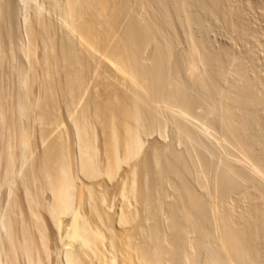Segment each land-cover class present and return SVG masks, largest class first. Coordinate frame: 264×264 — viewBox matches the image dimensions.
<instances>
[{
	"label": "bare ground",
	"instance_id": "6f19581e",
	"mask_svg": "<svg viewBox=\"0 0 264 264\" xmlns=\"http://www.w3.org/2000/svg\"><path fill=\"white\" fill-rule=\"evenodd\" d=\"M51 2L63 28L62 38L54 41L49 32L55 23L51 26L50 20L35 17L36 28L27 24L28 41L18 46L28 68L20 63L14 66L20 76L15 94L0 85V163L5 160L0 185H8L7 207L0 213V264H49L51 235L59 264H193L192 248L206 250L213 260L209 264H218L217 259L220 264H264V182L251 176L257 170L264 179V151L253 148L255 135L253 143L241 137L252 126L251 116L258 114L251 108L260 104L264 109V89L259 93L231 54L208 50V38L201 33L207 31L203 13L217 12L233 31L244 34L247 28L234 22L240 11H231L225 0ZM174 23L186 27H181L189 42L187 49L183 47L186 52L175 51ZM36 42L43 47L34 63ZM228 68L246 79L235 94L220 83ZM33 85L37 91L29 98ZM60 106L65 130L51 135L49 129L41 128L42 146L34 152L33 137L21 120L38 121L45 127L61 125ZM202 115L205 130L220 128L224 135L214 133L226 144L222 146L235 155L245 152V161L250 159L255 171L251 165L252 172L244 167L249 175L243 167L237 170L240 156L230 151L234 165L230 158L223 161L224 157L216 158L215 164L210 155L216 156L215 152L210 153L207 141L194 154L198 165L192 164L198 135L191 119ZM164 131L188 141L192 150L184 147L183 154L158 144L151 146L149 156L143 148L145 138L154 132L164 138ZM259 135L255 142L264 150V133ZM231 140L233 145H227ZM243 152L240 155L245 156ZM241 160V166L246 164ZM16 162L19 168L12 170ZM120 168L116 186L121 205L114 228L103 204L108 181ZM14 183L22 189L23 205L11 189ZM166 183L172 194L166 191ZM193 184L207 191V197L195 192ZM246 184L249 194L257 193L259 199L255 197L256 204L246 207V214H239L237 220L225 203L232 194L246 191ZM248 189L243 190L245 198L250 196ZM130 202L135 206L129 207Z\"/></svg>",
	"mask_w": 264,
	"mask_h": 264
},
{
	"label": "rangeland",
	"instance_id": "374dc122",
	"mask_svg": "<svg viewBox=\"0 0 264 264\" xmlns=\"http://www.w3.org/2000/svg\"><path fill=\"white\" fill-rule=\"evenodd\" d=\"M53 1V0H52ZM61 1V0H60ZM227 1H229L230 3H227L226 2V0H225V4L227 5H229L230 4V6H232L233 8L231 9V11H234V9H236L237 11H240V12H238L239 14H241V15H238L237 17H235L234 18V22H235V24L237 23V25L238 26H240V23L242 24V26L243 27H245V28H247L246 29V31L244 32V34L242 33L241 35L239 34V32H237V31H233L229 26H228V24L224 21V19H222V18H220L219 16H218V14H217V12L216 13H210L209 14V12L207 13L206 12V14H204L203 13V16H204V18L203 19H206V21H204L205 23V25H204V27H206V29H207V31L205 30V29H203V30H205L206 32H201L202 34V38H204V37H206V38H208V39H206V41H207V46H208V48H207V46L205 47V48H207L208 50H210V51H220V50H222L223 52H225L224 54L226 55V56H228V55H230L237 63H240V65L241 66H243V68H244V71H245V78H246V76H247V79H248V81H252L251 83L252 84H257V86L259 87V88H257V90L259 91V90H261V91H259V93H262L264 90V0H227ZM13 2V3H12ZM51 0H31V1H29V0H27V1H21V0H0V46H1V48H2V52H3V57L1 58L2 60H0V80H2V81H0V85H2V87H6L5 89L6 90H8L9 89V92L10 93H14V90L16 89L17 90V87H18V85L17 84H19V81H20V79H18V78H20V76H18V75H16L17 74V70L15 71V65H17V64H22V67L23 66H25L26 67V65L28 64V60H26L24 57H23V55H20L21 53H20V51L18 52V46L20 47V45H22L24 42V45L26 44V41H28L27 40V35L26 36H24L26 33V31H25V29L27 30V28H29V26H27L26 27V25L27 24H29V25H36L37 26V24H36V22L34 21L35 20V17L36 18H38V16H39V18H42V19H46V20H50L51 21V26H52V24H54V27H52V28H49V32H51L52 33V37L53 36H55L56 37V39H54V41H56L57 39L59 40V38H62L61 37V35H62V33H63V31H61V29H63V28H59V27H61L62 25L61 24H59L58 22H60V21H58V19L56 18V16L57 15H55L56 14V12H55V14H54V12H53V10L51 9L53 6H51L50 7V5H51ZM235 3V4H234ZM259 3H260V5L263 3V7L262 6H259ZM33 4V5H32ZM50 4V5H49ZM6 5V6H5ZM1 6H2V8H1ZM237 6V7H236ZM246 6V7H245ZM47 7V8H46ZM229 7V6H228ZM236 7V8H235ZM263 9H262V8ZM231 8V7H230ZM259 9V10H258ZM261 9V10H260ZM52 10V11H51ZM235 10V11H236ZM202 11H205V10H202ZM201 11V12H202ZM234 11V12H235ZM257 11V12H256ZM263 11V12H262ZM50 12V13H49ZM31 13V14H30ZM24 14V15H23ZM220 14V13H219ZM171 15H173V14H171ZM41 16V17H40ZM205 16H206V18H205ZM221 16V15H220ZM241 16V17H240ZM52 17V18H51ZM24 19V20H23ZM172 19H174V22H176L175 21V17L173 18L172 17ZM263 19V20H262ZM238 20V21H237ZM26 21V22H25ZM53 22V23H52ZM34 23V24H33ZM58 24L60 25V26H58ZM175 24V28L176 29H179V28H183L184 26L183 25H180V24H177V23H174ZM245 24V25H244ZM31 25V26H32ZM177 25H180V26H178V27H176ZM30 26V27H31ZM32 26V27H33ZM36 26H34L35 28H36ZM50 26V27H51ZM203 27V28H204ZM182 28L180 29V30H177L176 31V29H175V38H176V36H177V40H178V43H177V41H176V39H175V43H177V44H175L174 43V45H175V51H179V49H183V47L185 46V48L187 49V47H188V39H186L185 38V36L183 35L184 33V29L186 28V27H184L183 28V30H182ZM50 29H54L53 31H54V33H53V31L52 30H50ZM55 30H58V31H56L55 32ZM186 30V29H185ZM209 30V31H208ZM59 31H61V33L59 32ZM249 31V32H248ZM195 32H197V31H195ZM250 34H248V33ZM56 33V34H55ZM60 33V34H59ZM178 33V34H177ZM199 33V32H198ZM256 33V34H255ZM54 34V35H53ZM204 34H205V36H204ZM240 36H239V35ZM56 35H58V37L56 36ZM198 35V34H197ZM201 35L199 34V36L201 37ZM243 35V36H242ZM60 36V37H59ZM204 36V37H203ZM184 37V38H183ZM187 40V41H186ZM37 42H39V40L37 41ZM35 43V48H36V50H35V52H36V55H34V59H33V62L35 61V59L37 58V56H39V57H41V51H42V47L43 46H38L37 44H39V43ZM186 42H187V44H186ZM181 44V45H180ZM257 44V45H256ZM36 45H37V47H36ZM39 45H41V43L39 44ZM177 45V46H176ZM39 48V49H38ZM184 48V49H185ZM38 49V50H37ZM173 49H174V46H173ZM183 49V51H185ZM212 49V50H211ZM182 51V50H181ZM180 51V52H181ZM186 52V51H185ZM221 52V51H220ZM233 54V55H232ZM187 55V54H186ZM12 56H13V58H12ZM21 56L23 57V58H21ZM35 56H36V58H35ZM234 56V57H233ZM4 58V59H3ZM237 58V59H236ZM7 59V60H6ZM24 59V60H23ZM38 59V58H37ZM37 59H36V61H37ZM226 59V58H225ZM22 61V62H21ZM26 63H24V62ZM7 62V63H6ZM35 63V62H34ZM20 64H19V66H20ZM199 65V64H198ZM199 66H201V65H199ZM24 67V68H25ZM202 67V66H201ZM14 68V69H13ZM27 68H28V65H27ZM246 68V69H245ZM2 69V70H1ZM37 69V70H36ZM35 70H36V72L38 71V68H36ZM229 69V71L224 75L225 77L224 78H222L221 79V82L220 83H222L221 84V86H222V89L224 88L226 91L228 90H232V91H230V94H231V92H237V91H240V88H242L243 86H244V82H246L245 80H243V79H241V77L239 78L238 77V75L237 74H235L234 75V73L235 72H233L232 70H231V68H228ZM199 70H200V67H199ZM199 70L197 69L196 70V73L197 72H199ZM31 71H33L32 69L30 70V73H31ZM27 72H29V71H27ZM39 72V71H38ZM37 72V73H38ZM14 73V74H13ZM16 73V74H15ZM30 75V74H29ZM238 78H237V77ZM253 76V77H252ZM254 78H255V80H254ZM11 79V80H10ZM29 79V78H28ZM239 81H238V80ZM241 79V80H240ZM250 79V80H249ZM16 80V81H15ZM29 81V80H28ZM256 81V82H255ZM38 82V81H37ZM6 83H7V85H6ZM36 83V82H35ZM231 83V84H230ZM241 84H243V85H241ZM259 84V85H258ZM229 85V86H228ZM233 85V86H232ZM261 85V86H260ZM36 86V85H35ZM241 86V87H240ZM232 87L234 88V89H232ZM15 88V89H14ZM37 86L35 87V89H34V85H33V91L32 92H30V94H31V96L29 97V98H32V97H34V95H32V94H34V90H35V93H36V91H37ZM236 88H237V90H236ZM10 89H11V91H10ZM263 90V91H262ZM196 91V90H195ZM227 91V92H228ZM193 92H194V90H193ZM10 93H9V99L10 100H12V94H11V98H10ZM195 93V92H194ZM234 93V94H235ZM15 94V93H14ZM196 95L198 94L197 92L195 93ZM28 98V99H29ZM258 105H260V104H257V106ZM253 106H255V104L253 105ZM256 106V108H251L252 110H254V113H258L259 114V116H257L258 114H255V115H252L251 117H252V119L250 120V121H252V122H250V124H252V126L250 127V125L248 126V129H247V131H248V133L247 132H245V133H247V136L245 135V133L244 134H242L241 135V137H242V139H243V141L245 140H247L248 142H252V139L254 140L253 142L255 143L254 144V146H253V144H252V146H253V148L255 147V151L256 152H258V153H260L261 151H264L263 149H261L262 147L261 146H259L258 145V143L257 142H255V140L257 141L258 139H257V135H258V138H259V134H262V133H264V109H261L260 107H262L261 105H260V107L258 106L257 107ZM263 108V107H262ZM250 109V108H249ZM58 110H59V112H58ZM57 110V112H58V114L61 116V120H62V122L60 123L61 125H58V124H54V126H53V124H51V125H47L46 127H45V125H43V123H39L38 121L36 122H30V119H28V120H26V119H23V120H21L22 122V124L24 125L25 124V126H28L27 128H28V130H29V132L31 133V135H32V137H33V145H34V147L32 146V148H33V151L34 152H38V150L41 148V146H42V144H41V142L39 141L40 139H38V134H39V130L42 128V129H46V130H51V131H49L48 130V132H51L50 134L51 135H53L54 133L56 134L57 132H60L62 129L63 130H65V127H66V119H65V117L63 116L64 114H63V110H62V108H61V106L59 107V109ZM255 110L257 111V112H255ZM263 110V111H262ZM251 111V110H250ZM252 113H253V111H251ZM253 113V114H254ZM253 116H256V117H254L253 118ZM258 117H261L260 119L258 118ZM202 118H203V120L205 119V117H203V115L202 116H200L199 118H193V119H191V117H190V119H191V121H193L192 123L194 124V128H195V126L197 127V128H195V131H196V133L195 134H197L198 136L196 137V135H195V138H194V146H195V148H193V152L194 153H192L193 155L192 156H194V154H196L195 152H197V150H198V148H200V146L201 145H203V144H205V142H206V144L207 145H209V146H211L212 148H211V152L210 153H214L216 156H214V155H212V154H210V155H208L207 153H206V157L207 156H210L211 158H213V157H215L214 158V163H215V160H216V158L217 159H222V157H224V159H222L223 161H226L227 159H229V161L227 160L226 162H229V163H231L232 161H233V158H234V156H232V155H235V153L234 154H232L233 153V151H230V150H232L230 147H223V146H226V144L224 145L223 144V142H222V144H221V141L220 140H218L219 139V137L221 136L220 134H219V132L218 131H220L218 128H214V127H211V128H209V131L212 129V128H214V129H212L211 131H210V133H209V131H207V130H205V121H203L202 120ZM259 119L258 120V124H256V122L255 121H257V120H255V119ZM200 119V120H199ZM262 119V120H261ZM65 120V121H64ZM199 121V122H198ZM202 121V122H201ZM261 123H260V122ZM262 121H263V125H262ZM30 122V123H29ZM197 122V123H196ZM255 122V123H254ZM253 123H254V125H253ZM260 123V124H259ZM32 124V125H31ZM196 124V125H195ZM199 124H201V125H199ZM262 125V126H261ZM43 126V127H42ZM56 126V127H55ZM205 127V128H204ZM259 127H260V129H262V130H260L259 129ZM32 128V129H31ZM38 128V129H37ZM60 128V129H59ZM250 128V129H249ZM251 128H252V130H251ZM41 129V130H42ZM167 129H169V127L168 128H166V130ZM199 131H198V130ZM201 129H203V131H204V133H203V131L201 130ZM62 130V131H63ZM168 131V133L170 132V133H172L171 131H169V130H167ZM167 131H164V133L165 132H167ZM202 131V132H201ZM213 131V132H212ZM214 131H215V133L217 134V136H219V137H215L216 136V134L214 133ZM250 131H251V135H250ZM262 132V133H261ZM53 133V134H52ZM163 133V134H164ZM168 133H165L164 134V138L163 137H161V136H163V135H158L159 133L157 132H154L153 133V135L151 134L150 136H148V137H146L145 138V142H144V145H143V148H146L144 151L146 152H148L149 151V149H152L151 148V146L153 147V145H158V146H160L161 144H162V146L163 145H169V146H171V149L172 150H174L175 152L177 151V152H181V153H183L182 152V150L185 152V151H187V150H192V147H191V145H189L188 144V141H182V140H178V139H176V138H174V136H173V134H171V135H169ZM212 133V134H211ZM220 133L221 134H223L221 131H220ZM204 134V135H203ZM210 134V135H209ZM249 134V135H248ZM212 135V136H211ZM214 135V136H213ZM224 135V134H223ZM253 135H255L254 137H253ZM169 136V137H168ZM173 138H172V137ZM207 137V138H206ZM225 137H228L227 135L225 136ZM248 137V138H247ZM253 137V138H252ZM215 138V139H214ZM218 138V139H217ZM244 138H246V139H244ZM252 138V139H251ZM228 138H226V140H227ZM231 139V138H230ZM230 139H228V140H230ZM250 139V140H249ZM171 140H173V142L171 141ZM176 142H175V141ZM177 140H178V143H177ZM169 141H171L172 143L171 144H169ZM180 141H181V143H180ZM215 141H216V143H215ZM153 142H155V143H153ZM203 142V143H202ZM218 142L220 143V144H218ZM229 142H231L230 144H227V145H233V143H232V140L231 141H228V143ZM252 142V143H253ZM259 142V141H258ZM212 143H213V145H212ZM152 144V145H151ZM185 144V145H184ZM188 144V145H187ZM187 145V146H186ZM223 145V146H222ZM157 146V147H158ZM188 146H190L191 148H187ZM199 146V147H198ZM217 146V147H216ZM187 149V150H185V148ZM197 147V148H196ZM214 147V148H213ZM261 147V148H260ZM221 149H222V152H221ZM181 150V151H180ZM195 150V151H194ZM214 150V151H213ZM228 150V151H227ZM216 151H217V153H216ZM230 151V154H232L231 156L229 155V153H227V152H229ZM260 151V152H259ZM192 152V151H191ZM232 152V153H231ZM242 150L239 152L240 154H242ZM148 153H150V155L148 154ZM147 154L149 155V156H151V153H152V151L150 150L149 152H148ZM226 153H227V155H228V157H227V155H226ZM245 152H243V154H244ZM184 154V153H183ZM224 154V155H223ZM240 154H236L235 155V157L236 158H238V155L241 157L242 155H240ZM145 155H146V153H145ZM144 155V156H145ZM147 155V156H148ZM245 155V154H244ZM143 156V157H144ZM148 156V157H149ZM226 156V157H225ZM230 156V157H229ZM208 158V159H210V161L211 160H213V159H211V158ZM220 157V158H219ZM239 157V159H237L236 160V158H235V160L236 161H239L238 163L236 162V161H233L232 163V165H234V162H236V165H235V167L237 166V164H238V167H236V168H238L237 170H239V167H243V171L244 172H246V167L248 168L247 169V171L249 170V169H253V168H251V167H254V164L252 163L251 164V161H250V159L247 157V159H249L248 161L250 162H248L247 160L245 161V159H246V155L245 156H242L243 157V160H241L242 158H240ZM245 158V159H244ZM146 159H147V157H146ZM194 159H195V161H194ZM192 161V164L193 165H195L194 163L198 160L197 159V156L195 157H193L192 159H191ZM240 160L241 161H243V163L244 162H246V164L244 163V164H242V166L239 164L240 163ZM4 163H5V160L3 161V163L1 162L0 163V173L1 172H3V171H1V170H3V168H5V165H4ZM249 163V164H248ZM216 164V163H215ZM19 165H20V163L19 162H16L15 163V167L12 169V170H16V169H18L19 168ZM198 165V163L196 162V166ZM251 165V167H249ZM253 165V166H252ZM3 166V167H2ZM122 166H124V167H121V168H125V165H122ZM25 167V166H24ZM245 167V168H244ZM120 168V170H119V172L117 173V175H116V177L113 179V180H110V181H108V186H107V188H106V191H107V199H106V202L103 204V206H105V207H103V209H104V211L105 210H107L106 212L109 214V216L112 218L111 220L114 222V224L112 225V226H114V228H116V227H118V224L117 223H115V219L114 218H116V215H118L117 213L120 211V201H119V195H117V186H116V184H118V182H117V180H118V178H120V177H118L119 175H120V172L122 171V169ZM240 168V169H241ZM245 169V170H244ZM239 171H241V170H239ZM242 171V172H243ZM254 171H255V167H254ZM248 172H252V170H249ZM248 172H246L245 174L246 175H249L248 174ZM122 173V172H121ZM152 173V172H151ZM153 174H156L154 171H153ZM242 174H244V173H242ZM252 174V173H251ZM250 174V175H251ZM254 174V175H253ZM251 176L253 177V178H255V180L256 179H258V181H260V180H263V182H264V179H263V177L260 175L261 173H258L257 172V170H256V172L255 173H253ZM257 174V175H256ZM158 174H156V176H157ZM255 175H256V177H255ZM118 177V178H117ZM171 177V176H170ZM260 178V179H259ZM17 179H18V177H17ZM98 179H100V180H102L103 178L102 177H100V178H98ZM171 179V178H170ZM171 180H173V182H175L174 181V178L172 177V179ZM79 181L80 180H78L77 179V183H79ZM257 181V180H256ZM261 182L262 181H260V184H261ZM258 184H259V182H257ZM3 185H0V213L2 212V211H4L5 210V208L7 207V203H6V199H7V192H8V185L7 184H5V183H2ZM17 184L16 183H14V185H13V188L11 187V189H12V191H13V193L15 194V195H17V197L18 198H16L17 200H18V202L20 203V204H22L23 202L21 201V197H22V189L21 188H18V186H16ZM249 186V184H246V186H245V189ZM262 185H263V183H262ZM197 186V187H196ZM15 187V188H14ZM166 188V191H168V190H170L168 193H170V192H172L171 191V189H170V186H168V184L166 183V186H165ZM193 187H194V190H195V192H197L198 194H200V195H203V193H205V190H204V192H203V190H201V188H200V186H198L197 184H193ZM204 188V187H203ZM250 188V187H249ZM252 188V187H251ZM250 188V189H251ZM115 189V190H114ZM205 189H207V188H205ZM248 189V188H247ZM247 189H246V191L244 190V189H242V191H241V193L243 194V193H245V192H247ZM253 189V188H252ZM251 189V191H253L254 193L256 192L254 189L252 190ZM96 190L97 191H101L102 189H101V187H98V186H96ZM241 190V189H240ZM240 190H238V191H240ZM243 190L245 191V192H243ZM15 191V192H14ZM249 189H248V195H250V194H252V193H250L249 194ZM116 193V195H114ZM239 193V192H238ZM238 193L236 192L235 194H232V196L229 198V200H228V202L227 203H225L226 204V206H227V204H228V208L230 209V211H231V215H232V217L234 216L235 218L237 217V220H238V216L240 217L241 215H245L246 214V211L248 210V209H250L251 207H253L252 206V204H253V202L254 201H256V199L258 198L259 199V196H257L258 194L257 193H255V195H250L251 197H253V198H250V196H248L247 194V198H245V196H244V194L242 195V194H240L239 193V195H238ZM253 193V194H254ZM13 194V196H15ZM170 194H172V193H170ZM207 191H206V193L204 194V196L205 197H207ZM257 194V195H256ZM239 196V197H238ZM244 198H243V197ZM48 197V192H45L44 193V198H47ZM256 197V199H254ZM170 198V197H169ZM168 198V199H169ZM251 200H250V199ZM171 199H172V197H171ZM228 199V198H227ZM241 199V200H240ZM248 199H249V201H248ZM257 199V200H258ZM115 201V202H114ZM247 201V202H246ZM250 201H251V203H250ZM133 205H132V204ZM254 204H256V202H254ZM23 205V204H22ZM233 205V206H232ZM128 206L129 207H132V206H135L134 205V203L133 202H130L129 204H128ZM230 207H232L233 208V211H232V208H230ZM248 209H247V208ZM233 212V213H232ZM243 212V213H242ZM239 214H241V215H239ZM243 215V216H244ZM67 218V216L66 217H64V219L63 220H65ZM114 219V220H113ZM242 218H239V220H241ZM112 221H111V224H112ZM116 226V227H115ZM48 232H50V231H48ZM51 237H52V239H51ZM51 237L49 238V240H48V246H50V249H49V264H59L55 259V251H54V240H53V238H54V236H52L51 235ZM53 240V241H52ZM207 240V239H206ZM196 251V252H195ZM203 251V250H202ZM201 250L199 251L198 250V248H196V249H194V248H192L191 249V254H193L192 255V257H194V260L196 261H194V262H192L193 264H207V262H208V264H209V262H212L213 260H211L207 255L208 254H206L207 252H206V250H204L203 252H202ZM201 252V253H200ZM196 253V254H195ZM200 253V254H199ZM205 253V254H204ZM203 254V255H202ZM197 255V256H196ZM204 255H206L208 258H206V256H204ZM196 256V257H195ZM205 257V258H204ZM204 261H203V260ZM209 259V261H206V260H208ZM55 260V261H54ZM218 261L216 262V263H218V264H220L219 263V261L221 262V259H217ZM222 260H224V259H222ZM198 261V262H197ZM206 261V262H205ZM226 261V260H225ZM203 262V263H202ZM205 262V263H204ZM224 262V261H223ZM226 263H228L227 261H226ZM222 264V263H221ZM225 264V263H224Z\"/></svg>",
	"mask_w": 264,
	"mask_h": 264
}]
</instances>
